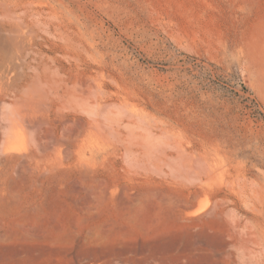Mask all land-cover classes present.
<instances>
[{
  "label": "rangeland",
  "instance_id": "obj_1",
  "mask_svg": "<svg viewBox=\"0 0 264 264\" xmlns=\"http://www.w3.org/2000/svg\"><path fill=\"white\" fill-rule=\"evenodd\" d=\"M0 264H264V0H0Z\"/></svg>",
  "mask_w": 264,
  "mask_h": 264
},
{
  "label": "bare ground",
  "instance_id": "obj_2",
  "mask_svg": "<svg viewBox=\"0 0 264 264\" xmlns=\"http://www.w3.org/2000/svg\"><path fill=\"white\" fill-rule=\"evenodd\" d=\"M14 122H15V121H14ZM14 122H13V123H14ZM11 124H12V122H11Z\"/></svg>",
  "mask_w": 264,
  "mask_h": 264
}]
</instances>
